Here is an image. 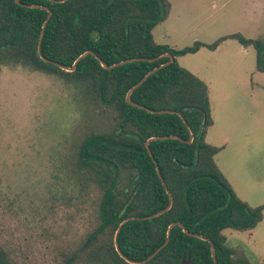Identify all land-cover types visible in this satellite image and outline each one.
Instances as JSON below:
<instances>
[{
	"label": "trees",
	"instance_id": "1",
	"mask_svg": "<svg viewBox=\"0 0 264 264\" xmlns=\"http://www.w3.org/2000/svg\"><path fill=\"white\" fill-rule=\"evenodd\" d=\"M39 6L50 12L40 38L47 11ZM168 7L167 0H0V65L19 64L73 84L86 120L75 129L68 171L97 199L89 227L52 264H180L187 254L193 264H213L208 241L216 264H252L234 254L222 230H250L262 207L237 198L218 170L213 156L219 147L204 141L211 124L208 87L175 56L231 38L252 47L254 67L264 72V41L231 33L178 50L155 43L150 30ZM85 51L71 70L54 64L71 67ZM153 68L126 102V91ZM160 178L170 205L144 218L169 202ZM126 218L116 250L114 233ZM172 222L207 240L173 224L165 244L140 262L163 244ZM0 264L25 262L0 244Z\"/></svg>",
	"mask_w": 264,
	"mask_h": 264
},
{
	"label": "rangeland",
	"instance_id": "2",
	"mask_svg": "<svg viewBox=\"0 0 264 264\" xmlns=\"http://www.w3.org/2000/svg\"><path fill=\"white\" fill-rule=\"evenodd\" d=\"M167 1L166 17L150 30L155 43L178 50L231 33L264 41V0ZM175 59L208 87L204 141L219 147L218 170L237 198L262 207L250 230L223 229L225 243L263 264L264 72L254 67L252 47L231 38ZM80 98L55 75L0 65V244L19 262L52 264L91 223L97 194L68 171L75 129L86 121Z\"/></svg>",
	"mask_w": 264,
	"mask_h": 264
},
{
	"label": "water",
	"instance_id": "3",
	"mask_svg": "<svg viewBox=\"0 0 264 264\" xmlns=\"http://www.w3.org/2000/svg\"><path fill=\"white\" fill-rule=\"evenodd\" d=\"M25 6H33V5H25ZM40 8H43V9H45L46 11H47V14H46V17H45V19H44V21H43V23H42V25H41V28H40V35H39V38H40V36H41V33H42V30H43V27H44V25H45V23H46V21H47V19H48V17H49V14H50V12H49V9H47V8H45V7H43V6H39ZM39 42V41H38ZM38 49V48H37ZM88 52H90V51H85V52H83V53H81V54H79L76 58H75V60L72 62V65H71V67H63V66H61V65H58L57 63H54L55 65H57V66H59L60 68H62V69H64V70H66V71H68V70H71L72 68H73V66H74V64H75V62L80 58V57H82L83 55H85L86 53H88ZM165 55H167L168 56V60H167V62H170L171 61V59H172V56H170L169 54H165ZM136 58H132V59H125V60H122V61H119V62H117V63H115V64H112V65H109V66H105L103 63H100L101 64V66H105V67H107V68H111V67H114V66H116V65H118V64H121V63H123V62H126V61H131V60H135ZM43 60H46V59H44L43 58ZM46 61H48V60H46ZM48 62H50V61H48ZM166 62V63H167ZM162 65H164V64H160L159 66H157L156 68H158V67H161ZM156 68H153L152 70H150L149 72H147L146 74H144L143 76H142V78H140V80H138V82L136 83V84H134L133 86H131L127 91H126V93H125V101L126 102H130L129 101V99H128V95H129V93H130V91L138 84V83H140L150 72H152L153 70H155ZM161 111V110H160ZM160 111H155V112H160ZM180 117L182 118V116L180 115ZM182 120H183V122L185 123V121H184V119L182 118ZM162 137H164V136H162ZM171 137V136H170ZM156 137H150L149 139H155ZM190 140H191V135L189 134V138L186 140L187 142H190ZM146 142L147 141H145V145H146ZM148 151V153L150 154V152H149V150H147ZM155 169L157 170V167L155 166ZM160 180H161V183H162V185H163V187L165 188V190H166V193H167V195H168V200H169V202H168V204H167V206L164 208V209H162L161 211H158V212H156V213H153V214H150V215H147V216H145L144 218H150V217H153V216H156L157 214H159V213H161V212H163V211H165L166 209H168V207H169V205H170V196H169V193H168V191H167V189H166V187H165V185H164V182L162 181V179L160 178ZM129 218H126L125 220H123V221H121L119 224H118V226H117V228H116V230H115V233H114V237H113V242H114V246H115V249L117 250V248H116V242H115V235H116V233H117V231H118V229H119V227H120V225L124 222V221H126V220H128ZM173 224H178L181 228H182V226L179 224V223H177V222H172L171 224H169L168 225V230L166 231V238H165V240H164V242H163V244L161 245V246H159L158 248H156L151 254H149L145 259H143V260H141L140 262H144V261H146V260H148L149 258H151L164 244H165V242L167 241V238H168V232H169V228L171 227V225H173ZM183 229V228H182ZM183 231L185 232V233H187V234H189V235H193V236H197V237H199V238H201V239H205V240H207V238H205V237H203V236H200V235H196V234H193V233H190V232H187V231H185L184 229H183ZM209 242V244H210V252H211V258H212V261H213V264H216V262H215V258H214V254H213V251H212V244H211V242L210 241H208ZM130 262H132V261H130ZM133 263H138V262H133ZM180 264H193L192 262H191V260H190V258H189V255L187 254L186 255V257H182L181 258V260H180Z\"/></svg>",
	"mask_w": 264,
	"mask_h": 264
},
{
	"label": "crops",
	"instance_id": "4",
	"mask_svg": "<svg viewBox=\"0 0 264 264\" xmlns=\"http://www.w3.org/2000/svg\"><path fill=\"white\" fill-rule=\"evenodd\" d=\"M243 51H246V49L245 48H243ZM207 131V130H206ZM205 134H206V132H205ZM204 138H205V135H204Z\"/></svg>",
	"mask_w": 264,
	"mask_h": 264
}]
</instances>
